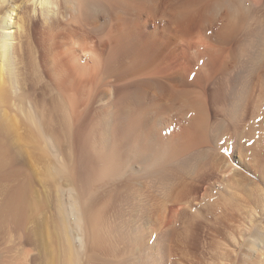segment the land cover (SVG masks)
<instances>
[{
	"label": "bare ground",
	"instance_id": "6f19581e",
	"mask_svg": "<svg viewBox=\"0 0 264 264\" xmlns=\"http://www.w3.org/2000/svg\"><path fill=\"white\" fill-rule=\"evenodd\" d=\"M40 1L47 19L54 0ZM105 1L108 2L106 4L111 15H115L117 7H123L124 12L135 15V20L129 24L125 17L118 20L119 18L112 16L113 22L108 23L110 27L106 32L109 39L102 41L104 47H108V54L99 61L102 62V76H115L124 82L128 77H141L148 87H158L164 91L163 94L166 92V97L188 98L187 108L195 110L196 120L192 125L182 128L181 147L171 153L185 155L181 159V169L173 167L159 172L160 187L164 190V194L160 192L163 194L160 209L156 205L159 194L156 193L155 196L152 190L156 178L154 170H148L153 173H146L143 175L146 176L145 180L137 182L139 185L134 188L133 197L135 205L131 206L135 208L128 213L116 212L118 215L114 222L109 221L107 211L98 209L101 206L95 208L93 206L96 204H91L92 208L88 205L87 198L84 201L79 194L77 182L74 183L75 186L68 178V167L72 164L84 165L88 159L86 146L89 137V100L85 95L79 98L75 92L80 85L79 82L76 85V81L81 75L75 76V71L85 72L88 68H95L93 65L97 64L98 59L94 56L95 64L91 66L86 62L80 63L78 51L84 52L87 47L89 49L86 38V44L80 43L78 50L74 48L73 52L79 53L80 61L77 60L79 64L76 63V68L73 64V67L71 65L66 70L57 61L55 67L51 65L56 68L55 72L50 71L49 67L46 69L47 76L55 86L62 93L70 94L65 113L60 111L59 98L50 94V86L44 91L43 88H37L38 96L35 100L30 98V92L25 91L21 95L16 90L9 91L7 80L15 75L16 64L11 48L17 31L15 26L21 27L16 18L20 5L13 0H0V227L10 232L18 230L19 234L15 237L21 238L20 231L28 222H32L31 231L39 246V254L41 251L44 255V264H156L161 258L163 242L172 232L173 235L175 232L181 236L183 241L192 233L194 235L200 232L207 224L217 227V223L222 222L221 219L223 222L230 219L225 214L226 205L233 202L236 194L239 200V193L242 192L247 198L243 196L240 199L243 202L242 209L247 202L248 207H251L246 209L251 216L247 217L248 220L251 219L248 229L258 231L261 226L260 232H257L260 235L256 237L264 241V3L251 0L252 4H259L261 7H248L244 19L235 22L220 7L231 0H180L176 4H171V0ZM197 14L203 16V19L210 15L212 33L204 34L202 29L203 32H199L197 36L192 34V21L198 17ZM73 15L75 16V12L70 17ZM146 16L155 22V28H145L148 19L142 24V17L145 19ZM91 18L96 19V24L88 32V37L104 27V24H97V18ZM196 23L198 24V20ZM170 33L178 36L181 33L180 41H173ZM187 33L189 37L186 36ZM107 40H110L109 45ZM159 55L164 59L159 58V64H153L155 57ZM82 79L81 76L80 80ZM141 80L119 86L117 102L127 101L129 87L134 86V90L137 87L130 100L146 114L151 108L150 104H144L145 92L144 86L140 84ZM11 92L16 95L14 99ZM9 110L17 111V116L16 113H9ZM156 112L153 111L151 115L154 121ZM154 121H151L152 124H155ZM159 123L163 127L172 124L163 120ZM173 125L175 129L180 127ZM158 128H155V134ZM149 151L145 156L147 164H136L137 167H132L135 172L151 168L165 155L159 152L162 156L155 158V148L151 147ZM44 168L47 173H44ZM110 168L113 176L120 174L114 167ZM179 170L181 175L175 179L178 180L175 183L174 177ZM59 179H64L63 185ZM181 184H188L186 186L189 188L175 194ZM54 192L58 194V206L52 218L43 215L39 218L43 194ZM112 193L113 191L109 196ZM238 200L234 201L238 204ZM96 203H100L99 200ZM258 205L263 207V211L256 208ZM234 212L229 213L230 216H234ZM220 216L224 217L220 219ZM108 237L123 246L111 245L112 243L109 245Z\"/></svg>",
	"mask_w": 264,
	"mask_h": 264
},
{
	"label": "rangeland",
	"instance_id": "374dc122",
	"mask_svg": "<svg viewBox=\"0 0 264 264\" xmlns=\"http://www.w3.org/2000/svg\"><path fill=\"white\" fill-rule=\"evenodd\" d=\"M13 1L17 5H20L18 8V13L16 18L18 19V22L22 28L21 27L18 28L17 27L18 25L15 26V29L17 31L15 32V37L12 39L13 49L11 48V54L13 56V59H15L14 63L16 65L14 66L15 67L14 69L15 75L13 76L14 79L13 77H10L7 80L8 81L7 87L9 91L16 90L21 95H23L25 91L30 92V96H31L30 98L35 100L36 97L38 96L37 88L40 90L43 88L42 90L44 91L47 87L50 86L49 89L52 92V93L50 92V94L52 96H57L59 98L58 103H59V108L61 107L60 111L61 113H65L66 110H68L67 107L70 102L69 98H71L70 94L69 92L67 94L62 93L61 90L57 86H55V84L47 76L46 69L50 68L49 69L50 71L55 72L56 68L53 67H55L58 64L57 61H59V63L66 70H68L69 66L72 65L73 67V64H74V68H76L75 65L79 64L78 62L80 61H81L80 63L86 62L85 64H90L89 66H91L95 64L93 63L95 62L93 61V57L95 56L98 59L97 64L93 65L95 66V68H88L89 70H86L85 72H83V70H81L82 72L75 71V74H77L75 76L77 77L81 73V75H79L76 81V85H78V82L80 85L76 87L77 89L75 92L79 98L82 95L83 96L85 95V98L89 100V112H90L89 125H88L89 137L86 146V153L88 159L85 160V163H83L84 165H78V164L70 165L68 167V170H70V173L68 171V178L72 181L73 184L77 182L76 183L77 186L76 184L74 185L78 188L79 194H81L80 196L82 197V199L84 200V198L85 199L87 198L86 200L88 203L87 202L86 203L88 205L96 204L95 206H93L95 208L97 206L99 207L101 206L98 209L104 210L105 212L107 211V215L109 216V221L113 220L112 222H114L116 215H118L116 214V212L128 213L135 208V207L133 208L131 207L132 204L134 203V198H133L134 188H136L137 185H139L137 183L139 182V180H141L142 182L145 180L146 176L143 175H145L146 173L149 174L154 170L153 172L155 173L153 172L152 173L156 176L157 180L156 178H154L155 177L154 176L153 177L154 189L152 190L153 193H155V196H157L156 193L159 194L158 195L159 197L157 196L158 204L156 205L157 208L160 209L162 207L161 203H162V196L164 194L163 193L164 190L160 187L158 174L161 170L165 171L168 169H172L173 167L174 168L180 167L181 169L180 163L182 162L181 159L184 154L183 153L182 155L180 154L181 156L178 154L181 157L180 158L179 156H177V154L172 155L173 154L172 151L177 150L178 148L181 147L183 140L182 139L183 129L185 126L187 127L193 124L194 120H196V113L195 110L194 111L192 110L193 111L192 112L190 111L189 108H187L186 101L188 98L180 97L179 99L178 98L173 99L169 97V95L168 97H166L167 96L166 92L164 93L165 94L164 95L163 94L164 91L163 90L161 91L160 88L158 87L155 88L153 86L148 87L146 83L142 81L143 79L141 80V77L140 78L128 77L127 79H125L126 81L124 82V80L123 81L118 80L115 76H107V77L102 76L103 75L102 62L99 63V61L101 60V58H103L108 54L107 53L108 47H104L102 41H106V39H109L107 38L108 35L106 34L108 33L106 32H108L110 24L113 22L112 18L117 17L119 18L118 20H121L120 18L125 17L128 23L130 22L129 24H132V22H134L135 20V15L132 13L124 12L125 8L123 7H117V9L115 10V15L114 14L111 15L112 13L109 12L108 10V5H107L108 2L105 0H73V1L54 0L53 1L54 6L52 8V11H50L48 15L49 19L48 18L46 19L45 15L42 12V4L39 3L41 2L40 0H34V1L13 0ZM178 2H180V0L170 1L171 4H176ZM262 2L264 3V0H259V3ZM253 4L251 0H231L230 2L225 3L223 7L222 5L220 7L222 9L221 11L228 12V18L230 19L232 18L231 19L232 21L237 22L244 19L245 11L248 10L247 9L248 7L249 9H252L251 7H254L256 9L258 7L259 8L261 7V5L259 4L258 6ZM0 9H2L1 5H0ZM74 12L77 18L76 20L74 15H73L74 17L73 16L70 17L72 14H74ZM66 13H68L69 15L67 16ZM70 13L72 14L70 15ZM197 15L198 17L196 16L195 19L192 21V25L194 27L193 31H191L192 34L194 36H197L199 32H203V30L205 31L203 32L204 34H207L208 32L212 33L211 30L213 29V24L210 15L208 17H205L204 19L203 16H200L199 14ZM91 17L97 18V24H104V27L100 30L94 31L92 35L93 37L92 36L88 37L87 35L88 32L91 31L94 25L96 24V19ZM146 19H148L147 16L145 17V19L142 17L143 20L142 24H144V20ZM197 20H198V24L202 22L199 24L200 26L196 23ZM89 21L92 22L90 23ZM108 23H110L109 26ZM145 23H147V26L145 27L147 30L155 28L154 27L155 22L153 20L148 19V21H146ZM193 23H195V26L197 28L194 26ZM69 24L70 26H68ZM178 34L180 35L179 36L175 34L172 35L170 33L171 39L174 38L173 41L176 40L179 42L180 41L179 39L181 38L180 37L181 33ZM187 35L189 37L188 33L186 34V36ZM135 36L136 35H134V38ZM86 38L88 40L90 38V40L88 41ZM85 39L87 42L84 41ZM109 41L107 40L108 45L110 43ZM85 42L89 45V49L87 47V50H85L84 52L83 50L78 51L81 56L79 57L80 58L79 61L78 58L79 53H77V51L76 52L73 51H75L74 48L78 50L80 47V43L86 44ZM89 42H91L92 44H89ZM91 45H93L92 49L90 48ZM76 53H77L76 56L77 58L74 56L76 55ZM163 54L161 55L163 56ZM162 56L160 57L159 55L158 57H155L156 59H154L155 62H153V64H157V63L159 64L158 59L159 58L162 59ZM54 59L56 60V62H54L55 61ZM161 59L159 61H161ZM55 63L56 65H54ZM51 65H53V67ZM114 67L117 66L115 65ZM81 76L83 78L82 80H80ZM139 79L141 80L140 84L144 86V92H145L144 104L145 105L150 104L149 108H151L152 110V111L150 110L149 113L146 114H144L145 112L140 111L139 108L140 106L132 104L131 102L132 100H130L132 95H134V92L137 90L136 89L137 87L135 88V90H134V86L131 88L129 87V93H128L129 97L127 98V101L125 100L123 103L117 102V98H118L117 90L119 86L125 85L127 84V82L130 83L131 81H137V80L139 81ZM139 90H141V87L139 88ZM15 96L16 95L13 92L11 94L12 99H14ZM181 99H183V101ZM177 102H179V104ZM60 103L62 105H60ZM127 104L129 105V107ZM151 105L153 107H151ZM137 109L139 110L138 112ZM10 110L9 113L12 112L11 114L13 115H15V113L17 112V111L15 112L14 110L10 112ZM153 111L154 112L157 111L156 112L157 121L156 119L154 121L153 120L154 118H152L151 116ZM190 112L193 114H190ZM17 114L18 113H16V116ZM162 120L169 121L170 124L172 122L171 124L172 126L171 125H170L171 127L170 126L163 127L162 125L160 126L159 121ZM179 120L180 122H178ZM137 121L139 122L137 123ZM151 121L152 122L154 121L155 124H152ZM177 122L179 124H177ZM173 124H175V126L177 125L180 126L179 127L180 129L179 128L175 129V127H173L174 126ZM157 125H159L160 127L158 128ZM132 127L133 129H131ZM155 128H158L156 134H155V130H156ZM138 137L139 140H137ZM152 138L154 141L152 140ZM170 141L172 144H170ZM158 144L160 146H158ZM169 146L171 147V149L169 148ZM151 147L155 148L156 150L153 151L155 152L154 154L155 158L156 157L160 158L162 156V154L161 153L159 154V152H163L165 153V155H163L162 158L156 161L151 168L144 169L142 170V172L141 171L135 172V170L132 169V167L134 166L137 167V165H140L142 163L147 164L145 160V156L147 155L148 152H150L149 149ZM138 148L140 149V151H138ZM167 153L169 154L167 155ZM169 155L170 157H168ZM174 163L176 164V166ZM110 166L114 167V169L120 174L117 176H113L111 174ZM155 168L157 169L156 171ZM242 168L243 170H245L246 173V168L244 166ZM148 170H152V171H148ZM144 171L145 173H143ZM44 173H47V169L45 168H44ZM176 174L174 177L175 183L178 181L175 179H178V176L181 175L180 170L176 171ZM64 179H59L62 181V182L59 181V183L61 182L60 183L61 185H63ZM186 185L188 184H185L184 186L183 184L179 185L177 187L178 189L175 191V194H177L180 190L188 189L189 187H187ZM117 187H119V190ZM110 191L111 192L113 191L112 194L116 196H113L112 194L109 196V193H111ZM114 191L116 194H114ZM160 192H162L163 194ZM242 194L245 193L242 192L241 194L239 193V196L241 197L240 198L238 196L239 200L240 199L242 200V197L245 196ZM237 195L238 194H236L235 197L233 198V202L231 201L229 204H227L228 206L226 205L227 210L225 214L227 213L230 219L223 222V219L221 218H223L224 216H220L222 222L220 223L218 222L216 225L217 227H212L211 225L207 224L204 226L203 229L200 230V232L198 231V233H196L198 236L195 233L194 235L192 233V235H189L190 237L187 240L184 239L183 241L181 236H179L175 232L173 235L172 232L171 236L169 235L168 239L167 240L165 239V241L163 242L164 244L162 243L163 245L161 247V258H160L162 262L159 259L158 261L159 263L157 262L156 264H264V241L257 238L260 235L257 232H260L261 226H259L258 231L248 229V223L251 220L248 219L251 218V216L247 214L246 211L248 210V208L251 207H248L249 205L248 202L246 203L247 201L246 200L244 201L246 203V205L244 204V206L246 207H243L242 209L243 202H241L240 200L241 202L240 204L239 200L236 198ZM42 197L43 198H42V204L40 206L41 209L40 216L39 215L38 216L39 218H41V215H43V217L45 216L51 219L53 213L55 212L58 206V194L56 192L52 194L46 193L43 194ZM244 198H246V196ZM88 200L90 202L93 201V203L92 202L90 203ZM97 200H99L100 203L102 201L104 203H101L102 205L100 203H96ZM234 200L235 201L238 200V204ZM222 204H224V202H222ZM134 205L135 204H133V206ZM260 206L261 205H258L256 208L259 211H263L262 210L263 207ZM235 207L237 208L235 209ZM95 208L94 211L96 210ZM233 209L236 212H234ZM244 211L246 212V215ZM233 212L235 217L230 216L229 214ZM232 217L234 218L232 219ZM32 226H33L32 222H28L25 225L22 231H20L22 232L21 238L20 236H17L18 238L15 237V235L19 234L18 230H12L13 232H10L7 231V229L5 228L0 227V264H24L25 262H26L25 264H44L43 262L44 255L41 253V251L39 254V246L36 240H34L35 237L33 232L31 231ZM11 234L14 235L11 236ZM9 236L14 238L11 239L9 238ZM108 238L110 241L109 245L110 243H112L111 245L116 244V246L118 244L122 245V243L119 242L117 243V240L114 241L115 239H112L111 237ZM121 245H119L118 247H121ZM24 258H26L27 260Z\"/></svg>",
	"mask_w": 264,
	"mask_h": 264
}]
</instances>
